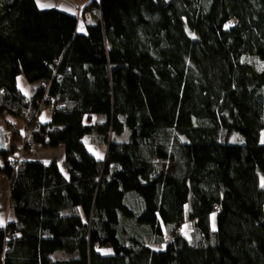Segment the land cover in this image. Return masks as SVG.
I'll list each match as a JSON object with an SVG mask.
<instances>
[{
	"label": "trees",
	"instance_id": "trees-1",
	"mask_svg": "<svg viewBox=\"0 0 264 264\" xmlns=\"http://www.w3.org/2000/svg\"><path fill=\"white\" fill-rule=\"evenodd\" d=\"M83 11L99 22L82 33L58 9L0 0V116L33 124L29 147H62L67 174L55 161L15 170L0 126L15 219L0 228V264H264V0ZM24 82L39 85L32 98Z\"/></svg>",
	"mask_w": 264,
	"mask_h": 264
},
{
	"label": "rangeland",
	"instance_id": "rangeland-1",
	"mask_svg": "<svg viewBox=\"0 0 264 264\" xmlns=\"http://www.w3.org/2000/svg\"><path fill=\"white\" fill-rule=\"evenodd\" d=\"M84 14L80 15L78 17V21L80 20L84 22ZM89 19H85V22ZM254 63V61H252ZM22 81V80H21ZM23 84V85H22ZM21 85V91L24 90L26 93V97L32 98L35 91L38 90L39 85H27L25 82L20 83ZM19 86V85H18ZM39 121L41 123H48L50 122V110L46 108L40 109L39 114ZM94 121H102L100 118H94ZM3 126L5 128L4 132L9 133V141L7 140V143L9 144V148L12 149V152L9 154V157L7 159L8 164L13 165L17 170V168L20 166L23 162H31V161H39L43 163H50L55 161L59 164V168L62 174H65L67 176L65 167H63L62 162L64 158V152L63 148L59 147L57 149H48L44 147H39L35 145L28 146L29 139H30V132L33 129V124L22 121V120H15L11 119L10 117L4 118L0 116V126ZM12 131H18L20 133L21 139L17 140L14 139L12 134L10 132ZM126 136H118L117 139L124 140ZM86 148L88 151L93 154L96 158L104 160L106 155L105 147L101 146L97 140L96 134H91L89 136L84 137L83 139ZM243 142L240 135L236 134L231 139V144H241ZM261 142L264 143V133L261 136ZM10 181L9 179L1 175L0 176V228L5 226L7 223H10L14 221V214L12 212V209L10 208V198H9V190H10ZM212 226L216 227V221L215 217L213 216L211 218ZM182 236L187 239L190 243H193L195 241V233H193V223L186 221L185 225L182 227L181 232ZM164 234H166L167 239L170 240L173 236V229L170 227H165ZM153 247H160L159 245L154 244ZM110 254V252H107ZM61 252H57V254L53 255V258L60 256ZM62 258V257H61Z\"/></svg>",
	"mask_w": 264,
	"mask_h": 264
},
{
	"label": "crops",
	"instance_id": "crops-1",
	"mask_svg": "<svg viewBox=\"0 0 264 264\" xmlns=\"http://www.w3.org/2000/svg\"><path fill=\"white\" fill-rule=\"evenodd\" d=\"M99 0H35L40 10L46 11L47 9H58L61 12L70 14L77 18L83 15V10L89 5V3ZM84 18L89 19L86 22H92L97 24L98 16L89 11L84 13ZM85 19L83 21H85ZM84 24L81 20L78 23V32H84Z\"/></svg>",
	"mask_w": 264,
	"mask_h": 264
},
{
	"label": "water",
	"instance_id": "water-1",
	"mask_svg": "<svg viewBox=\"0 0 264 264\" xmlns=\"http://www.w3.org/2000/svg\"><path fill=\"white\" fill-rule=\"evenodd\" d=\"M7 150V144H6V137L5 133H3L2 127H0V156L1 154L5 153ZM3 166L1 165V160H0V169H2Z\"/></svg>",
	"mask_w": 264,
	"mask_h": 264
}]
</instances>
